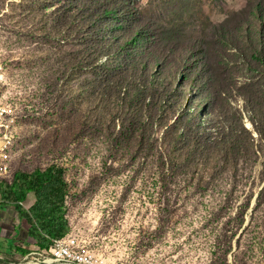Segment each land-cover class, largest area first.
Returning <instances> with one entry per match:
<instances>
[{
	"label": "rangeland",
	"instance_id": "obj_1",
	"mask_svg": "<svg viewBox=\"0 0 264 264\" xmlns=\"http://www.w3.org/2000/svg\"><path fill=\"white\" fill-rule=\"evenodd\" d=\"M248 0H179L173 8L161 0H142L143 7L154 19L176 21L179 9L185 24V39L191 46L197 36L203 35L215 22L222 21L231 12L240 10ZM169 14H161L164 8ZM167 11V10H166ZM41 4L33 0H5L0 3V58L7 64L3 93L23 116L22 131L26 134L16 143L19 152L26 153L23 164L32 168L55 163L65 168L67 197L63 213L67 220L66 236L78 241L99 264H211L217 244L231 241L232 252L228 264H236L239 243L247 253L249 264H264V230L262 216L254 212L260 190L264 186V138L257 134L253 120L264 123V113L253 115L244 99L235 93L229 100L216 106L212 93L204 82H185L182 77L184 61L190 49L175 53L169 60L162 49L143 43L127 45L124 53L135 54L128 69L111 65L102 80L93 57L84 61L86 75L66 79L67 91L72 90L75 103L87 116L96 121L117 120L127 112L121 107L134 92H143L135 106L141 113L156 115L149 109L145 97L151 89L159 88L164 95V113L172 123L174 115L185 120L174 130L167 124L155 125L160 137L180 155L182 167L173 180L171 196L165 200L160 188L157 155L145 158L139 152L131 166L119 161L117 171L100 177L108 151L104 136L84 137L82 144L70 143L53 146L46 153L33 147L44 133V128L31 122L46 107L50 94H46L47 79L61 75V64L68 50H56L45 41L53 21ZM250 29L254 39L260 30L259 20L251 17L244 24V38ZM120 39L124 33L117 31ZM246 40V41H247ZM238 45V44H237ZM231 46L228 51L213 50L217 65L225 61L234 68L238 86L257 76L249 71L245 54ZM80 48L74 45L73 49ZM177 57V58H174ZM186 57V58H185ZM104 55L101 61L104 62ZM123 57L116 55L113 64ZM97 81V83H96ZM106 83L107 85H105ZM264 89V78H262ZM111 85V86H110ZM49 86V85H48ZM126 90L133 95L124 94ZM180 90L184 96L180 97ZM229 95V92H226ZM149 109V110H148ZM120 123V120H117ZM258 127L264 131V126ZM21 131V132H22ZM20 142V143H19ZM235 143V147H233ZM239 151H236V150ZM18 152V149L16 148ZM179 158V157H178ZM126 164V161H125ZM98 175L97 179H94ZM91 181V182H90ZM164 197V198H163ZM35 200V196L33 195ZM33 200V201H34ZM251 200V201H250ZM32 198L21 203L28 209ZM250 201L243 226L238 230L235 212ZM9 210L7 222L0 225V238L14 240L26 235V224L21 226L14 206ZM5 222V221H4ZM23 227V229H22ZM225 231H228L226 237ZM35 262L26 264H51V254L30 248ZM24 259L15 261L20 264ZM49 261V262H48ZM0 264H13L0 259Z\"/></svg>",
	"mask_w": 264,
	"mask_h": 264
},
{
	"label": "trees",
	"instance_id": "obj_2",
	"mask_svg": "<svg viewBox=\"0 0 264 264\" xmlns=\"http://www.w3.org/2000/svg\"><path fill=\"white\" fill-rule=\"evenodd\" d=\"M5 0H0L3 3ZM179 0H161L164 5H172L174 8ZM34 4H41L44 11L49 13V20L53 21L51 29L45 33V38L54 49L68 50L65 57L57 61L61 64V75L54 74L47 79L46 94L50 99L41 114L31 120L44 128L42 137L33 147L36 151L46 153L53 146L82 144L84 137L104 136L108 141V153L105 166L102 168L100 177L109 176L117 171L119 161L125 167L131 166L139 152H143L145 158L157 155V166L160 175L161 194L171 196L173 180L182 167L180 155L167 144V138L160 137L155 125L167 124L169 130H174L177 125L185 120L183 114L174 115L172 123L164 112V95L159 88L151 89L150 95L145 97L149 109H154L156 115L141 113L135 106L137 97L143 92L129 93L128 90L121 95H133L135 102L130 98L121 107L127 108V112L119 114L116 119L108 122L96 121L87 116L74 99L72 90L67 91L64 87L65 80L83 75L88 84V68H97L102 80L104 72L109 66H122L128 69L132 65L135 54L124 53L129 43L131 45L143 43L144 49L155 46L162 49L169 60L175 53L190 49L188 58L184 61L182 77L185 82H204L212 93V104L217 105L224 101L227 103L229 96L235 93L241 96L249 105L253 115L261 116L264 113V0H248L240 10L231 12L222 21L215 22L203 35L197 36L192 45L186 44V28L183 23V15L179 9L176 11V21L168 22L167 18L150 16L143 7L142 0H33ZM167 10V11H166ZM169 14L170 8H164ZM259 20L260 30L254 35L247 29L248 40L244 38V24L251 18ZM117 31L126 36H120ZM247 40V41H246ZM74 45L80 48L73 49ZM238 44V45H237ZM231 46H237L236 50L245 54L246 64L249 71L257 76L238 86L234 78V68L227 61L217 65L213 60V50L228 51ZM104 55V62L101 56ZM116 55H121L123 60L113 64ZM88 56L93 57L94 64L89 66ZM177 58V57H174ZM3 60V59H2ZM4 61V60H3ZM6 63V62H5ZM8 70V69H7ZM103 81V80H102ZM97 83V81H96ZM107 85L106 83H104ZM49 85V86H48ZM111 86V85H110ZM229 92V95L228 93ZM180 97L184 92L180 90ZM148 109V110H149ZM262 117V116H261ZM23 118V116H22ZM20 118L17 127V139L26 134L22 129L23 119ZM264 118V117H263ZM259 126H264L253 120V127L257 134L264 138V131ZM22 131V132H21ZM264 140V139H263ZM20 143V142H19ZM235 147V143L232 145ZM18 149V152L16 151ZM236 150V149H235ZM239 151V150H236ZM26 153L19 152V146L14 147L11 169L6 178L0 180V220L5 221L8 214L4 205L14 206L17 211L19 224H26V235L23 238L15 237L14 240L0 238V259L12 262L24 259L31 253L30 248L48 253L52 240L65 237L68 232V224L63 213V207L67 197V180L65 168L55 163H47L28 168L22 162L21 156ZM179 157V158H178ZM126 161V164H125ZM264 174V169L262 170ZM98 175L94 177L97 179ZM264 181V176L262 177ZM91 182V181H90ZM35 196L33 204L25 209L21 204L28 193ZM164 198V197H163ZM169 201V198H167ZM251 201V200H250ZM250 201L242 204L235 212L234 221H238V230L243 226L245 213L249 208ZM254 212H260L264 230V186L260 190ZM23 229V227H22ZM228 236V231L224 234ZM231 241L228 244H217L211 264H228V254L232 252ZM239 252L235 259L236 264H249L247 253L242 250L239 243Z\"/></svg>",
	"mask_w": 264,
	"mask_h": 264
},
{
	"label": "built area",
	"instance_id": "obj_3",
	"mask_svg": "<svg viewBox=\"0 0 264 264\" xmlns=\"http://www.w3.org/2000/svg\"><path fill=\"white\" fill-rule=\"evenodd\" d=\"M7 71V64L0 58V180L6 178L10 172L21 118L19 109L3 93ZM49 253L51 264H99L94 255L69 236L52 240Z\"/></svg>",
	"mask_w": 264,
	"mask_h": 264
},
{
	"label": "crops",
	"instance_id": "obj_4",
	"mask_svg": "<svg viewBox=\"0 0 264 264\" xmlns=\"http://www.w3.org/2000/svg\"><path fill=\"white\" fill-rule=\"evenodd\" d=\"M33 195H34V194H33L32 192H30V193H28L27 196H26V199H27V198H29V199L32 198V201L30 202L31 205H32L33 202H34V201H33V200H34V199H33ZM21 204H22V203H21ZM5 207H6V206H5ZM6 210H7V209H6ZM8 212L10 213L9 210H8ZM7 215H8V214H7ZM7 217H8V216H6V218H5V222H4L3 220H0V225H1L2 223H4L5 226L8 227V224H6V222H7Z\"/></svg>",
	"mask_w": 264,
	"mask_h": 264
},
{
	"label": "water",
	"instance_id": "obj_5",
	"mask_svg": "<svg viewBox=\"0 0 264 264\" xmlns=\"http://www.w3.org/2000/svg\"><path fill=\"white\" fill-rule=\"evenodd\" d=\"M35 262V260L31 257V256H27L24 258V260L22 262H20V264H25L27 262Z\"/></svg>",
	"mask_w": 264,
	"mask_h": 264
},
{
	"label": "bare ground",
	"instance_id": "obj_6",
	"mask_svg": "<svg viewBox=\"0 0 264 264\" xmlns=\"http://www.w3.org/2000/svg\"><path fill=\"white\" fill-rule=\"evenodd\" d=\"M49 262V261H48Z\"/></svg>",
	"mask_w": 264,
	"mask_h": 264
}]
</instances>
